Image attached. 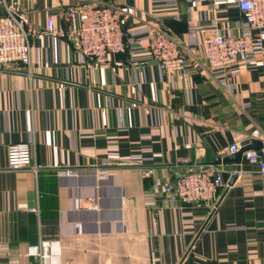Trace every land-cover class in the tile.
<instances>
[{"label":"crops","instance_id":"obj_1","mask_svg":"<svg viewBox=\"0 0 264 264\" xmlns=\"http://www.w3.org/2000/svg\"><path fill=\"white\" fill-rule=\"evenodd\" d=\"M18 1L38 31L53 14L59 32L79 25L70 7L117 4L128 47L94 67L46 33L33 40L32 73L0 68V264H38V246L45 264H264V173L244 155L240 167L215 163L249 138L264 147V48L215 70L202 48L213 28L256 37L236 0ZM155 29L189 51L183 73L167 77L152 59ZM18 142L32 144L38 173L9 168ZM190 163L228 170L215 206L155 188Z\"/></svg>","mask_w":264,"mask_h":264},{"label":"built area","instance_id":"obj_2","mask_svg":"<svg viewBox=\"0 0 264 264\" xmlns=\"http://www.w3.org/2000/svg\"><path fill=\"white\" fill-rule=\"evenodd\" d=\"M245 21L255 31L254 39L244 36L225 35L213 28L202 42L203 54L208 69H231L240 62H246L256 51L264 48V0H236ZM0 68H13L21 64L33 72L34 38L46 33L67 37L73 46L83 53L94 67L118 54L126 47L124 10L117 4L101 3L77 5L66 11V18L78 20V26L66 31H57L54 15L47 16L45 31H38L30 20L29 12L18 0H0ZM148 50L154 62L167 77L181 74L187 65L189 51L184 44L169 32L155 29L149 32ZM33 146L29 142L12 143L8 146V166L12 170L30 168L35 173L40 167L33 162ZM239 144L230 146L231 152H238ZM244 158L249 166L264 173V147L260 150H247ZM226 170L217 164L190 163L186 172L174 182H154L155 188L172 202H183L200 206L217 204L221 191L227 186ZM241 170L234 171L239 173ZM70 169H60V176L72 174ZM151 170L147 172L149 176ZM38 264H45L49 253L38 246Z\"/></svg>","mask_w":264,"mask_h":264},{"label":"water","instance_id":"obj_3","mask_svg":"<svg viewBox=\"0 0 264 264\" xmlns=\"http://www.w3.org/2000/svg\"><path fill=\"white\" fill-rule=\"evenodd\" d=\"M241 145H242L241 149L238 152L231 154L225 158L217 157L215 159V163H218V164H220V163H226V164L227 163H236L240 167V164L242 163L243 154L245 151L250 150V149L260 150L263 147L262 141H259L256 138L246 139L242 142ZM237 177H238V174L237 173L234 174L232 176V178L230 179L229 184L232 185L234 183V181L237 179Z\"/></svg>","mask_w":264,"mask_h":264},{"label":"trees","instance_id":"obj_4","mask_svg":"<svg viewBox=\"0 0 264 264\" xmlns=\"http://www.w3.org/2000/svg\"><path fill=\"white\" fill-rule=\"evenodd\" d=\"M124 29H125V32H126V34H127V28L125 27V25H124ZM126 36H127V35H126ZM126 40H127V38L125 37V42H127ZM127 47H128V46H127V43H126V47H125V48L127 49ZM125 48H124V50H125Z\"/></svg>","mask_w":264,"mask_h":264}]
</instances>
